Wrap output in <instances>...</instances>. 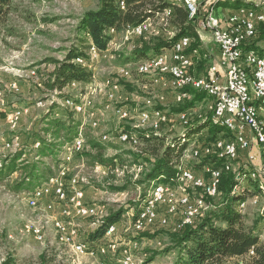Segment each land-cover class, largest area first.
<instances>
[{
	"label": "rangeland",
	"instance_id": "374dc122",
	"mask_svg": "<svg viewBox=\"0 0 264 264\" xmlns=\"http://www.w3.org/2000/svg\"><path fill=\"white\" fill-rule=\"evenodd\" d=\"M99 1L13 0L7 17L0 25V93L2 94L0 98V158H6L26 148L25 159H33L36 152L31 146L34 143V134L41 131L44 114L54 105L57 107L56 113L59 112L62 115L67 112L63 106V99L60 98L61 94L75 99L91 98L93 100L91 110L94 115L97 114L94 118H97L99 122V127L94 130L91 126V118L73 113L75 120L82 124L79 131L81 130L85 140L84 147L80 151H75L73 161L72 154H66V152L74 151L68 149L69 143L62 148L58 157L43 159L44 165L53 173L46 182L57 176L64 163L68 165V179L74 177L79 179L80 186L85 192V202L89 205H97L99 209L97 217H86V219L70 217L73 226L80 232V240L90 248L89 252L95 251L94 254L78 256L70 247L62 243L54 228V223L57 221L54 218L59 216L60 206L54 198L50 197L41 202L38 209L30 208L26 200L36 188L33 191L16 190V184L20 180V174L17 173L0 182V260L4 264H42L41 260L44 256L48 264H118L126 249L132 253L136 264H147L146 262L154 253L159 255L149 264H174L176 261L177 251L169 253L165 251L174 247L171 231L173 228L176 230L178 221L174 223L171 220L167 227L158 224L144 230L133 227L134 219L154 185L148 187L145 180L154 158L145 152L146 146L142 139L140 140V136L143 133H153L164 137L166 141L181 138L184 135L185 126L190 123L194 126L212 114V103L209 98H205L194 108L185 111L187 124H184L185 121L183 122L181 117H175L177 115L175 111L182 103L192 100L193 94L189 97L186 93L184 100L178 102L179 94H174L175 89L171 88L169 81L155 82L150 77L144 82L136 80L135 76L145 77L139 75L137 71L142 61L121 66L115 56L111 55L113 51H132L142 41L141 37L147 40H154L158 36L168 39L174 37L175 33L170 20L164 22L155 19L159 14L151 19L149 28L151 31L148 30L143 36L132 38V34L123 33L114 37L109 46L110 55L108 54L106 59L90 63L94 74L92 84H78L75 87L70 85L62 93L49 91L44 83L54 70V65L47 61L51 59L61 61L70 49L81 45L82 36L78 32L80 20L87 11L96 10ZM259 1L262 0H244L245 3H249V7H256L259 3L264 6V2ZM213 2L212 0L213 7L225 8L221 3L231 1ZM194 25L201 33L200 27L195 23ZM260 32L261 29H258L254 40L259 45L264 43V36L260 41ZM89 61L93 60L89 59ZM118 68L125 69L126 75L118 76ZM31 71L36 72L34 77ZM107 79L121 87L117 100L111 104L109 110L105 108L108 102V89H105L104 82ZM13 83L17 84L18 91L11 90ZM118 107L128 109L133 118L127 121L121 120L115 114V109ZM156 110L163 111L168 117L174 119L164 122L158 130L140 127L137 120L138 113ZM15 111H21V116L15 117L12 122V118L7 117L13 116ZM124 129L134 132L139 137L137 148L117 140L102 142L99 139L103 133L116 136ZM207 135L208 131L204 130L189 137L187 148L182 156L188 154L193 148L210 143L207 142ZM91 140L105 148V157L120 156L114 168L100 166L89 158L96 153L88 143ZM38 144H35V149L40 147ZM182 156L178 165L182 164L181 167L190 169L195 166V163H203L204 160L187 159ZM211 160L209 158L210 163ZM236 167L234 173H236ZM245 171L246 169H242L237 172L239 186L235 191L249 188L250 184L244 178ZM262 181L264 185V179ZM121 187L126 189L111 190ZM187 194L193 198L202 196L198 191L190 188L187 189ZM221 200L222 197L206 199L209 211L205 212V217L220 205ZM48 203L55 205L53 213L48 212ZM121 209H126L127 212L115 224L117 227L115 234L110 238L106 236L99 240L98 247L90 242V235L99 229L108 217ZM163 211L161 210L162 214ZM241 214L244 216L245 224L250 227L261 215H264V203L259 206H249ZM36 225L44 227L45 238L41 243L24 231L25 227ZM259 235L260 242L264 244V234L259 231ZM101 246H104L102 249L105 250L102 254H100ZM223 264H239V262L227 260Z\"/></svg>",
	"mask_w": 264,
	"mask_h": 264
},
{
	"label": "trees",
	"instance_id": "16d2710c",
	"mask_svg": "<svg viewBox=\"0 0 264 264\" xmlns=\"http://www.w3.org/2000/svg\"><path fill=\"white\" fill-rule=\"evenodd\" d=\"M13 0H0V25L8 15ZM126 10L119 7V0H100L96 10L87 11L80 20L78 32L81 37V45L73 47L61 61L51 59L47 62L54 65V70L48 76L45 87L51 92L62 93L66 87L73 83L89 85L94 81V74L90 66L89 51L94 47L97 52L104 53L108 50L113 39V31L123 34L130 29L143 24L144 21L151 20L156 15L164 13L168 8H172V17H168L171 27L174 30V37L168 39L161 36L154 40H147L143 37L138 46L132 51H113L121 66L146 61L154 56L160 55L172 46L183 36H191L198 39L194 22L189 19L188 11L183 6L171 4L168 0H124ZM227 6L228 2L222 3ZM228 7V6H227ZM171 18V19H170ZM171 29V30H172ZM260 41L263 40L264 26H259ZM256 38V37H255ZM254 38V39H255ZM257 44V42L255 43ZM248 45L247 49H255L257 54L260 51L256 45ZM197 45L192 46L195 49ZM77 59H83L87 65L76 63ZM143 76V75H142ZM137 77L136 80L144 82L149 76ZM151 78V77H150ZM153 78V77H152ZM193 94L190 101L182 103L175 111L182 114L194 108L200 101L208 98L204 92L187 90ZM63 101L72 98L61 94ZM56 105L50 108L42 118V128L40 133L34 134V143L31 148L36 155L33 159H25L26 148H22L15 154L6 158H0V182L5 181L14 174H20V180L16 184V190H31L48 181L53 173L47 168L43 159L56 158L66 144H70L78 136L81 122L76 121L74 114L66 109L62 115L56 113ZM183 137L168 140L153 133H143L140 140L144 142L145 152L153 156L151 168L146 174L147 186L153 183L171 184L179 174L180 158L187 148L189 137L194 136L204 130L208 131L207 142L228 136V133L212 122V114L199 121L196 125L185 126ZM128 131V130H127ZM139 139V137H138ZM41 147L35 149V144ZM91 148L96 151L90 155L94 163L114 168L116 161L120 158L105 157V148L98 142L91 140L88 142ZM209 159H204L203 163H195L191 168L196 174H200L203 167L209 164ZM211 163L220 168L222 162ZM249 188L235 191L239 186V181L235 173H224L222 176L219 197H222L220 205L210 211L207 216L195 222L194 225L185 227L172 233L174 237V247L167 249L165 253L177 251V258L174 264H223L227 260L242 261L244 264H264V244L260 242V224L264 221V215L255 221L252 226H247L244 216L238 210L237 205L240 200H245L253 196H264V185L259 181L247 180ZM126 187L113 188V191H123ZM200 193V191H198ZM201 197H204L201 194ZM145 197V196H144ZM127 212L121 209L108 217L103 225L90 235V242L98 246V241L104 239L110 225L116 224ZM254 248V255L249 256L250 250ZM159 253H154L146 262H154ZM42 264H48L45 256L41 260Z\"/></svg>",
	"mask_w": 264,
	"mask_h": 264
},
{
	"label": "built area",
	"instance_id": "2783aa9c",
	"mask_svg": "<svg viewBox=\"0 0 264 264\" xmlns=\"http://www.w3.org/2000/svg\"><path fill=\"white\" fill-rule=\"evenodd\" d=\"M191 2V21L202 29L203 33L209 34L213 43L217 46L219 51V57L216 59V55L208 53V57L211 58V70L208 72V78L205 81H198L197 74H191V59H197L194 56H187V52L184 53V59H179L182 62L183 68L187 70V75H194V86L191 89H180V80L182 77L175 76V73L171 71L167 63V53L165 58L152 61H162L165 65V72L162 74H156L160 81H175V93H188L190 97L191 92L187 90H198V89H210L212 93H215L214 110L212 111V122L214 124H226L231 127L232 132H237L239 136V144L237 147H228L226 154H218V141H212V143L203 144L199 146V152L205 157L222 156L225 160L236 159L237 167L236 173L242 169H258V174L264 177V144L257 142L255 137H252V130L260 129L259 121L253 120L247 115L248 102H244L242 98V80L243 73H250L251 80H254L257 87H259V104L264 107V60L254 61L253 53L249 52L246 48L244 53L248 58V65H240L239 61L236 60V47L237 46H248L250 39H246V44H239V37H245V32H253V37H257L258 27L264 26V10L261 13L241 12L240 10L231 11V17H224V14H219L220 7H213L212 0H190ZM264 2V0L259 1ZM126 10V9H125ZM123 10V11H125ZM165 13H160L155 19H160ZM143 23H148V19ZM142 26V23H141ZM151 31V29H149ZM132 38H136V31H132ZM118 35L117 32L113 31V39ZM111 41V43H112ZM110 43V45H111ZM187 43V42H186ZM175 51V50H174ZM105 54H109V48L106 52H96V58L91 61L105 59ZM90 62V63H91ZM82 65H87V62L83 60L77 62ZM253 65H260V77H252L251 68ZM34 74V71H31ZM125 69L118 68V76H124ZM114 80V79H113ZM11 90L18 91L17 84H11ZM121 87H116V93H120ZM108 97V96H107ZM85 103L88 102V97H84ZM107 101V98H106ZM65 107V102H63ZM120 108V107H118ZM85 109V108H83ZM12 118L14 122L15 117ZM90 118L91 114H87ZM187 116L186 113L177 115L176 117ZM121 120H131L132 114L129 111L128 115H119ZM264 118V115H261ZM173 117H168L165 114V123L170 122ZM138 123H145V115L137 116ZM94 125V130L97 129V124ZM121 143H124V139L118 138ZM137 148V147H136ZM77 147L74 148L73 152H66V154H72V161L74 153ZM189 157L188 156L186 158ZM208 168V175H197L194 173H187V175H193V185H199L200 194H203L204 199H211L219 197L216 192L212 189V179L215 177L217 170H213L212 167ZM54 180H61V183L71 186V193H65V196H57V187H54ZM178 183H184V179ZM73 187H77V184H72V180L68 179V165L62 164L57 176L52 178V185L44 188V192L39 196L38 201L44 202L47 198H54L59 205V216L55 217L57 220L60 231L63 234H67V228H74V237H80V232L73 226V221H70V213H77V219L85 218L87 214L92 213V207L97 205H89L83 198V191L80 190V196H73ZM174 194H177L175 188H163L160 196L155 202H163V214L160 215V220L157 222H150V213L136 215L133 223V227H138L139 218H146V229L160 224L164 221L165 216H177L178 217V230H181L188 226H182V216H191V225H194L196 221L205 217V214H197V207H191V201H189V208H182V214H174L175 204H182L185 201V195H182V201H174ZM257 198L247 199L240 206L245 211V204L254 203ZM53 203H48V212L53 213ZM263 228L264 225H260ZM174 230V232L178 231ZM116 230L111 233L107 238L112 237ZM31 236V231L30 235ZM101 246V253L102 254ZM88 251V249H81ZM135 260L133 261V263ZM4 264V262H0Z\"/></svg>",
	"mask_w": 264,
	"mask_h": 264
},
{
	"label": "bare ground",
	"instance_id": "6f19581e",
	"mask_svg": "<svg viewBox=\"0 0 264 264\" xmlns=\"http://www.w3.org/2000/svg\"><path fill=\"white\" fill-rule=\"evenodd\" d=\"M168 1L170 3L185 7L188 11L189 19L191 20L190 0H168ZM213 1L221 2L223 0H213ZM119 7L122 11L126 9V4L124 0H119ZM238 10H240L241 12L261 13L264 10V6L261 5L259 8H254V9L241 7ZM172 12H173L172 8H168L166 11H164L165 14L161 16L160 20L165 22L166 19L172 15ZM228 17H231V14ZM150 23H151V20H148V23H143L142 26L140 25L136 28L130 29L127 32L131 33V30H132V31H136V36L138 37L143 36L151 27ZM200 31H202V29H200ZM254 38L255 37H253V32H245V37H239V44H246V39H250V42H251ZM193 42H194V39L191 36L181 37L172 46V48L165 50L160 55L154 56L151 59L140 62L137 67L138 74L143 75V76H149L151 78L153 77V80L155 82H160V78H158L156 74L164 73L165 65L162 64V61H152L151 63H149V67H148V61L165 58L166 53H167L168 67H170L171 71L175 73V76L182 77L180 80V89H185V88L191 89L194 86V75H187V70L183 68L182 62L179 61V59H184V53L186 52H187V56H194L195 58L199 57V51L197 49H193V50L191 49ZM96 52L97 50L94 47H91L89 54H88L90 60H94L96 58ZM249 52H254V51L249 50ZM244 53H246V51L244 50V46L236 47V60L239 61L240 65H248V58ZM107 57H108V54H105V59ZM81 60L83 59H77L76 63ZM194 60L195 59H191V67L193 65ZM253 60L254 61L264 60V55H260L254 52ZM83 62L85 61L83 60ZM78 64H82V63H78ZM191 74L193 73L191 72ZM32 75L34 77L36 75V72L34 71V74ZM251 75L252 77H260V65H253V67L251 68ZM205 78H208V77L198 76V81H205ZM169 83L171 85V88L175 89V81H169ZM77 85H78L77 83H73L71 86L75 87ZM104 86H105V89L106 88L108 89L107 90L108 91L107 93L108 102L105 105V108L109 110L111 109L110 108L111 104L117 100L118 93H116V87H119V86L110 79H107L104 82ZM196 91L204 92L208 96V98L212 100V111H213L214 102H215V93H212L210 89H198ZM186 96H187L186 93L179 94L177 96V101L178 102L183 101ZM255 96H259V87H257L254 80H251L250 73H243L242 98H244V102L249 103V107H247V115H249L253 120H260L259 121L260 129L252 130V137H255L257 139V142H261L262 144H264V118H261V115H264V107H262V104H259V100ZM0 98H2L1 93H0ZM63 102H65V108L68 109V111L70 110L71 112H73L75 115L77 114V115L86 116L87 114H91L90 118L92 119L91 120L92 128H94L93 124H97V128L99 127V122L97 118H94V116H96L97 114L94 115V113L91 110L93 107V100L91 98H88L87 103H85L84 98H81V99L70 98ZM128 113H129V110L126 109L125 107H120V108L115 109V114L118 117L119 115H128ZM16 114H18L16 117L21 116V111H15L14 115ZM143 115H145V123H139L140 127L142 126L143 128H149L150 130L151 129L158 130L160 129L162 124L165 122V113L160 110L141 111L140 113H138L137 116H143ZM181 118L183 122L186 120L185 116H182ZM184 124H187V122L185 121ZM214 125L219 126L220 128L224 129L228 133L227 137L222 136L218 138L219 139L218 154H226L228 152V147L238 146L239 136L237 132H232L231 127L227 126L226 124H214ZM118 138L124 139L123 144H129L134 147H138L137 145H139L138 136L134 132L127 131L125 129L122 131H119L116 136H112V135L110 136L108 134L103 133L99 137L100 141L102 142L117 140L118 142L121 143V141H119ZM84 142L85 140L80 130L78 133V136L73 140V142L68 144V149L72 151L74 150L75 147H77L75 151H80L81 148L84 147ZM187 156L188 154L186 153L182 157L186 158ZM66 159H67V156H66ZM187 159H209V157H205V155H202L201 152H199V147H196V148H193L189 152V157ZM210 159L215 160V162H222V165L220 166V168H217V166H215L216 168H214V164L210 163L204 167L203 169L204 171L202 172V174H197V175H208L207 167H212L213 170H217L215 177H213L212 179V189L219 196L220 195L219 189H220L222 176L224 173H234V168L237 166V160L229 159L228 161V160H225V158L222 156H214V157H211ZM181 165L179 167L180 172L177 178L173 181L174 183L173 185L153 183L154 185L152 187V190L150 191V193L144 200L137 215L151 212L150 222H157L158 220H160V215H162L161 210H163V202H155V201L158 199V196H160L163 188H175V187H176L177 194H174V201H182V195H185V201H182V204H175L174 214H182V208H189V201H191V207H197V214H205V212L209 209V204L207 203L206 199H204V197H201V196L193 198L187 194L188 188L194 191H199V185H193V175H187V173H194V174L196 173L193 172L188 167H184V166L181 167ZM244 178L245 180L259 181L261 183H263L262 179H264V177L258 174V169H246ZM183 179H184V183H178L179 181H182ZM71 180H72V184H77V187H73V196H80V190H83V189L80 186L79 179L74 177V178H71ZM49 185H52V179L49 182L43 183L42 185L37 187L33 192H31V194L26 200V203L30 208H32L33 210H36L40 207L41 202H35V201H38L39 196L44 192V188L48 187ZM54 187H57V196H65V193H71V186L65 185V183H61V180H54ZM83 198H85L84 191H83ZM251 198H257V199L255 200L254 203L245 204V209L249 206H259L260 204L264 203V196H253ZM247 199L240 200L238 202L237 208L240 212H243V207L240 205L243 202H245ZM98 214H99V209L97 207H92V213L87 214L86 217H97ZM71 216L77 217V213H70V217ZM173 218H177V216H165L164 221L158 225L167 227L170 225V221ZM54 225H55L54 228L56 229L58 236L60 237V240L62 241V243L67 245V247H70V249L74 253H76L78 256L94 254L95 251L89 252L91 251L89 250L90 248H88L87 245L83 241L80 240L81 237H74L75 246H73V239L70 236H74V228H67V234H63L60 231V227L58 226L57 221H55ZM189 225H191V216H182V226H189ZM262 225H264V221L262 222ZM75 228L77 229V227ZM116 228L117 227L115 224L110 225L106 232L105 237L110 236L111 233L116 230ZM135 228L137 230L146 229V218H139L138 227H135ZM176 230H178V222L176 224ZM24 231L28 233L29 235L31 231V236H33L34 239L38 241L39 243H41L45 238L44 227H42L41 225H36V226H31V227L27 226L25 227ZM261 232L262 234H264L263 228H261ZM81 249H88V251L81 250ZM102 251L105 252L104 249H102ZM254 254H255L254 248H252L249 252V256H253ZM133 261H134V258H133L132 253L130 252V250L126 249L123 251L118 261V264H136V262L133 263ZM0 262H3V261L0 260ZM239 264H244V262L239 261Z\"/></svg>",
	"mask_w": 264,
	"mask_h": 264
},
{
	"label": "crops",
	"instance_id": "0c3cea01",
	"mask_svg": "<svg viewBox=\"0 0 264 264\" xmlns=\"http://www.w3.org/2000/svg\"><path fill=\"white\" fill-rule=\"evenodd\" d=\"M230 1L231 2L228 3V5H227L228 7L225 6V8L224 7L220 8V10H219L220 15L224 14V17H228L231 14V11L238 10L241 7L254 9V8H259L261 6L259 3V4H256V7L255 6L249 7V3L248 2L245 3L244 0H230ZM221 2H219V3H221ZM213 3H215V2H213ZM178 6H180V5H178ZM226 12H227V14H226ZM124 34L130 35L131 33L127 32ZM196 34L198 35V39H195L193 43H194V45H197V47H195V49H197L199 51V57H198L199 59L197 58L193 61V65L191 67V72L193 74H197L198 76L208 77V72L211 70V58L208 57V53L215 54L217 56L216 57V59H217L219 57V54H218L219 51H218L217 46L213 43L211 36L209 34L203 33L202 31L200 33L198 30H196ZM254 40L255 39H253L248 45H251V44L254 45L256 43V41H254ZM255 45L258 48V50L260 51V55H264V43H262L261 45H259V44H255ZM244 50L246 51V46H244ZM249 50H253L254 52H256L255 49H248V51ZM210 102L212 103L211 99H210ZM172 220L175 223L176 221H178V217L173 218ZM171 232H174V228Z\"/></svg>",
	"mask_w": 264,
	"mask_h": 264
}]
</instances>
